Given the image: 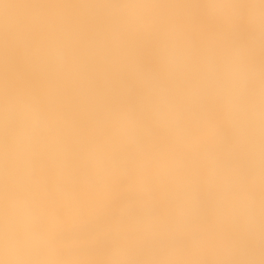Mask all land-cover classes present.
Masks as SVG:
<instances>
[{
	"label": "bare ground",
	"instance_id": "1",
	"mask_svg": "<svg viewBox=\"0 0 264 264\" xmlns=\"http://www.w3.org/2000/svg\"><path fill=\"white\" fill-rule=\"evenodd\" d=\"M107 0H0V260L90 264L94 230L126 190L161 211L199 192L205 131L172 142L113 119L135 64L164 47L185 66L218 52L222 25L188 5L153 0L135 30ZM107 170L103 193L89 170Z\"/></svg>",
	"mask_w": 264,
	"mask_h": 264
},
{
	"label": "clouds",
	"instance_id": "2",
	"mask_svg": "<svg viewBox=\"0 0 264 264\" xmlns=\"http://www.w3.org/2000/svg\"><path fill=\"white\" fill-rule=\"evenodd\" d=\"M104 7L140 30L155 4L107 0ZM188 7L222 25L223 46L185 66L159 48L152 66L132 68L113 119L176 143L210 130L200 148V190L178 191L162 221L160 209L127 194L122 178L109 218L94 230L90 264H264V0ZM89 175L103 193L110 173L93 167Z\"/></svg>",
	"mask_w": 264,
	"mask_h": 264
}]
</instances>
